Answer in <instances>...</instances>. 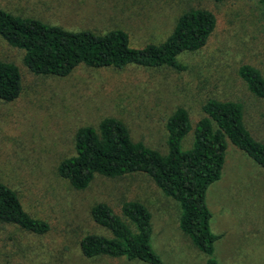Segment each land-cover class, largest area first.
Masks as SVG:
<instances>
[{
  "label": "rangeland",
  "instance_id": "374dc122",
  "mask_svg": "<svg viewBox=\"0 0 264 264\" xmlns=\"http://www.w3.org/2000/svg\"><path fill=\"white\" fill-rule=\"evenodd\" d=\"M0 7L67 30L103 33L120 28L134 47L161 40L187 7H206L216 27L198 50L182 52L183 70L169 67L78 65L66 76L29 72L22 51L0 38V60L17 66L21 90L0 100V181L15 190L23 209L47 222L37 235L0 222V264H147L123 257L85 258L79 240L87 232L105 233L89 216L104 202L115 213L123 200L141 201L150 212V244L161 264H205L177 226L179 207L143 173L94 176L80 190L55 171L72 153L80 126H96L105 116L120 120L132 141L166 152V117L183 107L191 125L207 97L239 101L249 132L264 142V100L253 99L236 76L240 63L257 67L264 78V27L255 22L253 0H0ZM188 132L180 143H191ZM209 228L221 234L213 243L217 264H264V172L225 139L220 176L205 190Z\"/></svg>",
  "mask_w": 264,
  "mask_h": 264
},
{
  "label": "trees",
  "instance_id": "16d2710c",
  "mask_svg": "<svg viewBox=\"0 0 264 264\" xmlns=\"http://www.w3.org/2000/svg\"><path fill=\"white\" fill-rule=\"evenodd\" d=\"M253 11L255 22L264 27V0H253ZM216 23V14L211 9L187 7L176 15L161 40L134 47L129 44L128 33L120 28L103 33L67 30L0 7V38L22 51V64L36 75L66 76L78 65L121 69L132 64L183 70L185 67L177 55L200 49L214 32ZM236 76L250 97L264 100V78L257 67L240 63ZM20 90L17 66L0 60V100L17 98ZM199 109L201 115L192 125L181 106L166 117L165 153L141 141H132L124 124L112 116L101 118L96 126H80L73 134L72 153L57 162L56 174L76 190L84 189L96 175L112 178L135 172L145 174L163 195L177 202V226L205 255V264H217L213 243L221 234L209 228L205 190L220 176L225 139L263 172L264 142L245 127L239 101L207 97ZM188 132H191V143L182 150L180 143ZM118 208L115 213L104 202L90 206L91 220L105 233L83 234L79 240L82 256L123 257L161 264L150 244L147 207L139 200L128 199L120 202ZM0 222L37 235L48 229L47 222L26 212L15 190L1 181Z\"/></svg>",
  "mask_w": 264,
  "mask_h": 264
}]
</instances>
